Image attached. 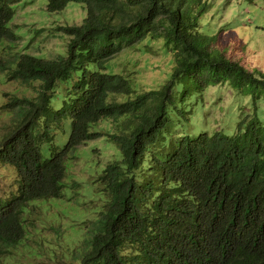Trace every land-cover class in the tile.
Wrapping results in <instances>:
<instances>
[{
    "label": "trees",
    "instance_id": "1",
    "mask_svg": "<svg viewBox=\"0 0 264 264\" xmlns=\"http://www.w3.org/2000/svg\"><path fill=\"white\" fill-rule=\"evenodd\" d=\"M28 1L46 15L82 8L79 23L55 27L65 45L53 58L28 52L38 30L24 41L30 29L14 23ZM211 4L0 0V82L17 84L0 100V165L13 169L0 196V264H30L10 257L30 240L32 207L66 203V189L80 194L83 182L67 179V163L103 135L119 158L89 181L100 209L80 236L48 243L40 264H264V110L237 119L233 131H176L200 125L195 110L209 85L227 82L251 105L264 100V73L213 47L217 38L202 23ZM158 39L170 71L157 88L137 92L110 61ZM104 120L103 132L96 127ZM71 225L81 223L64 221L65 230Z\"/></svg>",
    "mask_w": 264,
    "mask_h": 264
},
{
    "label": "rangeland",
    "instance_id": "2",
    "mask_svg": "<svg viewBox=\"0 0 264 264\" xmlns=\"http://www.w3.org/2000/svg\"><path fill=\"white\" fill-rule=\"evenodd\" d=\"M211 1V0H210ZM23 3V2H22ZM22 3L16 9L14 23L23 29H30L22 40L34 35L28 52L44 54L46 58H53L65 45V37L55 30L58 24L65 22L79 23L82 19V8L79 5L68 6L60 13L46 15L40 13L38 1ZM202 23L208 35H215L217 40L213 47L240 62L249 70H258L264 73V0H212L211 6L203 15ZM110 63L115 72L128 75L136 91L141 92L149 88H157L168 76L171 65L169 55L164 54L162 42L146 40L134 46L126 47L115 55ZM17 84L0 82V100L2 93L13 90ZM116 100H121L122 95H114ZM9 96H5L4 101ZM202 109L195 110L202 120L197 127L185 122L176 131L184 130H235V121L245 116H252L255 111L264 110V100H259L251 105V98L241 95L227 82L209 85L201 94ZM4 115V114H1ZM264 122V115L261 116ZM110 120L99 121L97 129L106 130ZM2 122L0 121V125ZM2 129L0 128V133ZM103 131V132H104ZM69 129H67V133ZM76 159L68 164L67 179L81 180L80 194L72 196L70 189L65 190L66 203L56 206L52 201L32 207L30 220L33 227L29 229L30 240H25L16 250L13 249L10 260L30 264H40L49 260V244L67 241L83 233L85 220H91L100 209L101 194L94 191L89 181L94 171H99L109 161L119 158V151L115 144L106 137L87 141L76 147ZM12 168L0 165V196L7 192L13 181L9 176ZM65 214V215H64ZM64 221L81 223L71 225L67 230ZM30 246H27V245ZM66 245H68L66 243ZM38 252V253H36Z\"/></svg>",
    "mask_w": 264,
    "mask_h": 264
}]
</instances>
